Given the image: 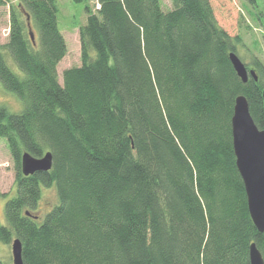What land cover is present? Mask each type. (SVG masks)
Masks as SVG:
<instances>
[{
    "label": "trees",
    "instance_id": "obj_1",
    "mask_svg": "<svg viewBox=\"0 0 264 264\" xmlns=\"http://www.w3.org/2000/svg\"><path fill=\"white\" fill-rule=\"evenodd\" d=\"M171 1V11L161 0L88 4L82 65L61 85L57 0H0L10 5L0 80L24 104L0 105L16 171L0 242L19 239L24 264H251L252 243L264 258L231 123L243 95L264 130V65L246 64L258 81L243 83L230 61L242 38L219 25L210 0ZM25 152H51L52 169L25 176ZM42 186L59 203L37 223Z\"/></svg>",
    "mask_w": 264,
    "mask_h": 264
},
{
    "label": "rangeland",
    "instance_id": "obj_2",
    "mask_svg": "<svg viewBox=\"0 0 264 264\" xmlns=\"http://www.w3.org/2000/svg\"><path fill=\"white\" fill-rule=\"evenodd\" d=\"M17 4L18 0H11ZM165 11L174 9L171 0H161ZM215 17L219 25L232 37L240 36L242 43L238 45L237 54L248 66H252L255 60L264 65V0H259V6L254 9L245 0H210ZM97 11V0L77 3L75 0H57L58 24L65 37L68 52L58 66L59 82L63 84V71L72 67H80L81 44L79 29L85 25L88 18L86 7ZM261 17V21L259 19ZM10 32V5L0 6V45L6 44ZM6 61L16 74L21 77L24 73L19 69L13 57L8 51H4ZM0 105L5 106L12 113H20L24 109L22 101L9 92L0 80ZM15 167L9 151L7 141L0 137V222L8 225L5 213L6 202L15 197ZM59 198L55 187L42 186V199L39 203V219L42 223L47 213L58 205ZM0 258L5 264H13L12 243L6 245L0 242Z\"/></svg>",
    "mask_w": 264,
    "mask_h": 264
},
{
    "label": "water",
    "instance_id": "obj_3",
    "mask_svg": "<svg viewBox=\"0 0 264 264\" xmlns=\"http://www.w3.org/2000/svg\"><path fill=\"white\" fill-rule=\"evenodd\" d=\"M31 38L34 35L31 32ZM230 61L243 83L250 77L258 81L254 69H248L236 52L230 54ZM264 101V91H263ZM233 148L236 165L242 177L247 195L248 209L254 225L260 233L264 232V130L255 123L248 100L240 95L236 98L232 117ZM53 167V155L46 153L37 158L28 152L23 154L22 170L25 176L38 172H49ZM26 215H30L28 212ZM37 218V217H36ZM13 264H24L23 245L19 239L12 242ZM251 264H264V258L256 243L250 245Z\"/></svg>",
    "mask_w": 264,
    "mask_h": 264
}]
</instances>
